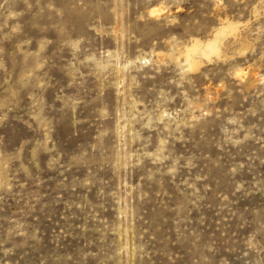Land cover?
Masks as SVG:
<instances>
[{
  "label": "rangeland",
  "instance_id": "374dc122",
  "mask_svg": "<svg viewBox=\"0 0 264 264\" xmlns=\"http://www.w3.org/2000/svg\"><path fill=\"white\" fill-rule=\"evenodd\" d=\"M0 264H264V0H0Z\"/></svg>",
  "mask_w": 264,
  "mask_h": 264
},
{
  "label": "bare ground",
  "instance_id": "6f19581e",
  "mask_svg": "<svg viewBox=\"0 0 264 264\" xmlns=\"http://www.w3.org/2000/svg\"><path fill=\"white\" fill-rule=\"evenodd\" d=\"M232 28V26H230V25H222L221 27H219L216 31H215V33H214V40L217 38L218 39V34H220L221 32H223L225 29H227V28ZM217 41V40H216ZM202 47V48H201ZM202 50L203 51V53H208V52H210V51H212V44L211 43H206L204 46H200L199 45V43H197V42H195L194 41V43L190 46V47H188L187 48V55H190V52H193V51H195V50Z\"/></svg>",
  "mask_w": 264,
  "mask_h": 264
}]
</instances>
